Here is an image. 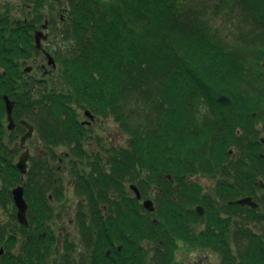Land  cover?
Returning a JSON list of instances; mask_svg holds the SVG:
<instances>
[{"label": "trees", "instance_id": "16d2710c", "mask_svg": "<svg viewBox=\"0 0 264 264\" xmlns=\"http://www.w3.org/2000/svg\"><path fill=\"white\" fill-rule=\"evenodd\" d=\"M242 2L246 12L239 22H252L254 28L233 46H228L210 25L205 10L181 0H31L23 6L21 18H12L9 12L0 14V177L3 183L10 182L9 174L17 171V166L12 157L1 154L2 135L6 130L3 94L9 92L1 81L20 69L21 59L41 53L35 44L34 30L45 19L53 24L55 47L50 51L61 65V78L71 87V97L83 100L90 107L113 109L129 135L127 146H120L119 150L135 152L131 160L136 165L178 173L193 168L222 167L228 152L237 144L236 128L241 125L238 114H244L242 122L253 129L258 121L247 111L249 107L244 101L249 100L250 108L255 106L253 109L264 102L260 88L257 95L247 91V84L240 90L243 78H249L248 64H253L255 69L259 65L256 73L263 76L264 0ZM230 3L228 0L224 5ZM224 5L216 10L224 9ZM61 14L64 20L55 29ZM3 71L8 75L4 76ZM57 89L52 101V108L56 110L51 115L59 122L64 118L61 113L66 110V95L64 90ZM219 93L232 95L235 108L221 104L217 100ZM201 104L210 105L213 116ZM56 135H60L58 131ZM250 144L258 150L256 146L261 142L257 139ZM121 157L127 160L126 156ZM111 179L114 182L115 178ZM236 194L240 193L236 191ZM243 194L253 195L261 203L257 209L248 207L249 219L256 221L262 215L264 220V201L257 197L258 191L249 189ZM199 199L191 200L189 205L203 203ZM3 201L1 194L0 206L6 203ZM174 201L171 197L170 207L176 214H160L158 223L147 224L149 231L139 216L135 199V216L130 222L133 237H121L119 241L124 247L122 251H115L114 256H106L105 248H99L100 254L88 264H147L149 253L144 241L153 240L163 247L166 244L161 231L164 224L174 227L180 224L182 212ZM186 205L181 207L184 212ZM218 214L213 206L208 208V217H218ZM46 221L45 217L31 220L28 229L22 227L29 234L28 243L23 242L27 249L15 254L5 246L4 253L0 252V264H51L49 255L56 247V239ZM10 226L5 228L0 222V248ZM44 231L46 237L41 235ZM17 239L11 236L8 247ZM222 241L223 238L215 240V246L222 249ZM237 243L239 248L231 250L226 264H264V232L247 227L246 239H239ZM56 252L59 253L58 246Z\"/></svg>", "mask_w": 264, "mask_h": 264}, {"label": "flooded vegetation", "instance_id": "af4514ba", "mask_svg": "<svg viewBox=\"0 0 264 264\" xmlns=\"http://www.w3.org/2000/svg\"><path fill=\"white\" fill-rule=\"evenodd\" d=\"M60 20H64L62 14ZM54 27L58 29L59 26ZM37 29L48 35L47 39H43L45 46L42 44V48H38L41 53L33 58L40 57L43 62L31 65V70H26L22 64L19 70L12 71L9 78L1 81L9 90L3 94L6 130L2 135L1 154L12 157L17 166L24 151L30 152L27 172L23 173L17 166V171H12L10 175L13 185L8 189L0 188V195L4 196L3 202H6L3 203L4 207L0 206V221L2 224L12 222L3 248L9 245L13 235L24 240L26 233L22 227L28 229L31 220L45 217L56 245L58 239L62 240V246H58V263L94 262L101 247L105 248L106 256H114L115 251H122L124 247L119 239L133 237L130 222L135 216V199L139 205V216L144 219L149 231L147 224L150 221L158 223L160 214H176L170 207L173 203L171 197L182 212L178 226L164 224L161 231L166 244L163 247L153 240L144 241L145 250L149 253L147 264H226L231 250L237 251L239 248L237 241L246 239L247 227L264 232L263 216L259 215L256 221H252L248 207H253L237 203L246 196H252L258 202L255 196L243 194L249 189L257 190V197L264 201L263 136L257 138L253 132H257L258 128L254 125L253 129L242 122L244 114H238L241 125L236 128L234 139L237 144L228 152L222 167L193 168L184 173L178 170V173L136 165L131 160L135 152L119 150L120 146H127L129 135L114 116L113 109L108 106L104 111L71 97V87L63 84L56 71L58 66L48 64L46 52L51 51L47 49L46 40L51 38L53 26L49 22L46 27L41 24ZM2 74L8 75L7 71ZM54 85L58 86L57 90H64L66 95L65 115L59 122L54 121L51 115V105L55 99ZM6 95L15 101L13 116L16 126L12 130L8 128ZM203 109L213 116L210 105H205ZM23 114L26 117H20ZM230 114H227L228 117ZM22 119L28 120L34 127L33 135L25 145L22 138L28 128L22 124ZM57 131L59 136L56 135ZM257 139L261 144L255 150L250 142ZM8 148L10 151H7ZM140 155L145 153L140 152ZM121 156H126L127 160ZM120 164L129 165L120 167ZM108 175L115 178L114 182ZM208 176L214 177L213 184L203 183ZM20 185L24 187V197L28 203L29 225L26 226L19 221L13 195V189ZM135 187L139 190L140 198ZM236 191L240 194L237 195ZM223 192L226 193L223 195ZM199 198L203 203L189 205L191 200ZM147 199L153 201V211L145 207ZM258 203L257 208L261 206ZM183 205L187 207L186 212L181 209ZM198 206L203 207L202 215L198 213ZM211 206L219 212L218 217L207 216ZM41 235L46 237L47 232ZM222 238L221 249L215 246V240ZM19 243L10 249L15 254L27 249L22 242Z\"/></svg>", "mask_w": 264, "mask_h": 264}, {"label": "rangeland", "instance_id": "374dc122", "mask_svg": "<svg viewBox=\"0 0 264 264\" xmlns=\"http://www.w3.org/2000/svg\"><path fill=\"white\" fill-rule=\"evenodd\" d=\"M30 1L31 0H0V14H4L5 12H9V14L12 18H21L24 15L23 6ZM181 1H182V3H191L194 5V7L202 8L203 10H205V13H206L205 18L208 19L210 25L213 28L218 30L219 35L226 40V44L228 46L235 45L237 39H239L244 33L250 32L251 29L254 28L252 22H248L245 20L243 22H239V20H240L239 18L244 14V12H246V11H244L245 9H243V7H242V4L244 5L242 0H231L232 3H230V5H227V6H225L224 4L228 0H181ZM222 5L225 6L224 9L220 8V9L216 10V7L219 8ZM45 12H46V9H45ZM46 22L48 25L49 20L45 19L43 24H45ZM60 24H61L60 23V17L58 16L57 17V24L54 26H60ZM52 26H53V24H52ZM59 28L60 27H58V29ZM36 31H39V30L37 29V30H35V32ZM35 32H34V34H35ZM52 39H53V36L51 33V38L49 40H46V42H47L46 46L48 47V50L53 49L55 47V43L52 41ZM262 41L264 43V40H262ZM42 44L45 46L43 39H42ZM34 57H35L34 55L33 56L31 55L27 60L21 59V62L24 65V68L31 67V65L36 66L38 63L43 62L42 60H40V57L38 59H33ZM262 65L264 67L263 62H262ZM56 66H58L56 71L59 74V76H61V65L57 62ZM258 66H256V67L258 68ZM248 67H249V70L247 73V78L248 77L249 78H248V80H245L246 79L245 77L243 78L244 80H242L243 84H240V90L243 87V85L245 86V84H247L248 85L247 91H250L252 94L257 95V88H260V91L264 92V68H263V76L259 77L258 76L259 74L256 73L258 71V69L257 68L255 69L253 64H250V65L248 64L247 69H248ZM39 75H41V74H39ZM63 84L65 85L64 80H63ZM54 87H56V89L58 88L57 85H54ZM230 97L232 99H234L232 95ZM241 102H243V101H241ZM244 102L246 103L244 105L249 107V110H247V111H250L251 115L256 116V120H258L256 123L257 125L255 124V126L258 128L257 132L259 131L258 132L259 135L258 134L256 135L257 138H259V136H264V102L262 105H258L256 107V109H253L255 106L250 108L251 104H249L250 103L249 100H245ZM243 103H242V105H243ZM52 105H51V109H52L51 111L54 112L56 110V107L52 108ZM203 107H204V104H201L202 109H203ZM53 115H54V113H53ZM61 115H62V117H64L65 112H62ZM53 119H54V121L55 120L57 121L56 117L55 118L53 117ZM250 126H252V125H250ZM112 127H114V126H112ZM11 174H13V173H10L9 175H11ZM213 178L214 177L208 176L205 179H203V183L204 184H213L214 183ZM216 180L217 179L215 177V181ZM17 181L18 180H16V183H17ZM11 185H13L12 180L9 183L5 184V183H3L2 176L0 177V188H7L8 189ZM216 203L219 204V201L216 200ZM2 207H4V205ZM3 225L5 226V228H7L8 226L12 225V222L11 221H5V224H3ZM60 225H61V223H60ZM57 229H58V227H57ZM28 238L29 237L26 234H24V240L21 241L20 239H17L15 243H12V246L10 248H8V246L6 245L7 246L6 249H8V250L12 249V247L17 246V244L19 245L20 244L19 242L28 243V240H27ZM5 240H6V238H5ZM3 243H4V241H3ZM57 246H59V247L62 246V240L58 239L56 247H54L52 249L51 254L49 255L51 264H60L56 260V258L58 257V253L56 252Z\"/></svg>", "mask_w": 264, "mask_h": 264}, {"label": "water", "instance_id": "95a60500", "mask_svg": "<svg viewBox=\"0 0 264 264\" xmlns=\"http://www.w3.org/2000/svg\"><path fill=\"white\" fill-rule=\"evenodd\" d=\"M47 26V22L44 24V27ZM48 35L45 34V32L43 30H39L35 32V41H36V46L37 48H42V39H47ZM46 52V51H45ZM46 55L48 57V64L49 65H53L56 66V60L54 58V56L49 53L46 52ZM26 70H31V67H27ZM218 101L223 103V104H227L229 105L231 108H234L235 104L233 99L226 93H220L217 97ZM5 100H6V105H7V119H8V128L10 130L14 129L16 126V121L15 118L13 116V111H14V107H15V101L10 99L9 96H5ZM22 124H24L27 128L28 131L27 133L23 136L22 138V143L25 144L27 139H29L30 137H32L33 135V131H34V127L32 124H30L27 120L23 119L21 120ZM261 141L264 144V136L261 138ZM29 156H30V152L29 150H25L24 153L22 154L17 166L21 169V171L23 173H26L28 170V160H29ZM135 190L138 194V197L140 198L141 195L139 193V190L137 187H135ZM13 195H14V200L15 203L18 207V217H19V221L22 224L28 225L29 221H28V217H27V209H28V203L25 200L24 197V187L23 186H16L13 189ZM237 203L243 206H251L253 208H257L259 206V203L256 202L252 196H246L244 198H241L239 200H237ZM144 205L146 208H148L149 210L153 211L155 209L154 203L151 199H147L144 202ZM198 213L200 215H202L203 212V207L202 206H198L197 207ZM3 252V250H1Z\"/></svg>", "mask_w": 264, "mask_h": 264}]
</instances>
